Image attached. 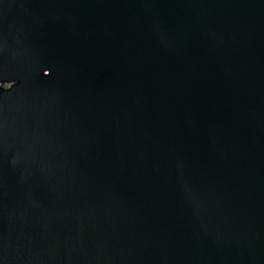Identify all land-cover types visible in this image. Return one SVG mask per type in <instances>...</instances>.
Segmentation results:
<instances>
[{
    "label": "water",
    "instance_id": "water-1",
    "mask_svg": "<svg viewBox=\"0 0 264 264\" xmlns=\"http://www.w3.org/2000/svg\"><path fill=\"white\" fill-rule=\"evenodd\" d=\"M0 264H264V0H0Z\"/></svg>",
    "mask_w": 264,
    "mask_h": 264
}]
</instances>
